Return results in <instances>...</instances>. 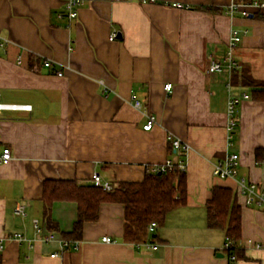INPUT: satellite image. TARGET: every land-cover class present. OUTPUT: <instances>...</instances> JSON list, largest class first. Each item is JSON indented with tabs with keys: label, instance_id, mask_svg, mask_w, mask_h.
Here are the masks:
<instances>
[{
	"label": "crops",
	"instance_id": "crops-1",
	"mask_svg": "<svg viewBox=\"0 0 264 264\" xmlns=\"http://www.w3.org/2000/svg\"><path fill=\"white\" fill-rule=\"evenodd\" d=\"M253 1L87 0L71 21L64 0H0V104L32 108L0 110V157L12 151V160L0 163L2 264H233L225 232L207 223L214 187L230 189L241 207L234 264H264V209L248 206L238 188L244 178L264 191V160L256 158L264 150V13L250 8L246 16L243 8ZM231 5L238 7L233 15ZM233 29L247 31L234 51L240 66L208 74L212 58L225 57ZM230 96L242 100L233 134ZM148 116L156 119L152 130H144ZM169 136L190 146L186 157ZM232 154L240 158L237 176H214ZM167 160L186 162L187 201L158 225L155 241L125 242V210L116 202L100 205L80 240L64 237L74 230L76 202L53 203L54 223H46V181L93 185L96 173L118 188L142 182L149 167ZM20 204L25 216L16 212ZM62 240L72 247L61 250Z\"/></svg>",
	"mask_w": 264,
	"mask_h": 264
},
{
	"label": "trees",
	"instance_id": "trees-1",
	"mask_svg": "<svg viewBox=\"0 0 264 264\" xmlns=\"http://www.w3.org/2000/svg\"><path fill=\"white\" fill-rule=\"evenodd\" d=\"M207 9V8H204ZM260 17H263L260 15ZM245 85L255 87L250 78L243 79ZM264 92V91H263ZM256 91L254 98L260 99ZM258 161L264 160V150H256ZM43 187L44 216L51 226L53 220L50 209L58 201H72L78 204V215L73 231L64 235L69 240H80L84 225L95 222L100 205L116 202L124 206V235L127 243L139 244L147 240L155 241L156 234L149 235L150 223L163 225L167 214L184 206L187 201V174L177 167L171 172L147 174L142 182H120L118 188L105 191L94 185H79L77 181H46ZM207 223L210 229H221L226 237L236 243L241 237V207L230 189L214 187L206 204ZM233 254L236 261L241 257L236 247L226 252ZM233 264L235 262H232ZM0 264H2L0 256Z\"/></svg>",
	"mask_w": 264,
	"mask_h": 264
},
{
	"label": "built area",
	"instance_id": "built-area-1",
	"mask_svg": "<svg viewBox=\"0 0 264 264\" xmlns=\"http://www.w3.org/2000/svg\"><path fill=\"white\" fill-rule=\"evenodd\" d=\"M65 2V9L68 14L69 20H75L78 17V13L80 8L87 2V0H64ZM238 7L236 5H231L227 13L230 15H233V13L236 11ZM244 8V14L247 16L249 13L248 9H254L256 12L264 13V1H253L251 4L246 5ZM247 34V31H240L238 29H233L231 31L230 40L228 42V51L223 59H213L211 60V63L208 67V74H216V73H231L232 71L236 70L240 63L235 58L234 51L238 44L241 43L244 36ZM118 34L114 33L111 35L110 40H115L117 38ZM1 44V46H3ZM19 63H21V60H18ZM52 65L51 61H46L45 66L50 68ZM58 76H63L62 72L58 73ZM172 84H166L165 90L168 93H171L172 91ZM249 99L248 95H243L242 100ZM240 99H237L235 97L230 96V99L228 101L227 106V116H228V126L227 129L229 133L233 134L235 131V128L237 127L238 121H237V107L239 103L242 101ZM136 108H141V103L139 101L135 102ZM2 109H13V110H27L30 111L32 108L29 105H2L0 104V110ZM156 123V119L154 116H148V122L144 126V130H152V127ZM170 140V143L175 150V152L178 154L179 157H186L188 152L190 151V146L187 143H183L181 140L173 138L172 136L168 137ZM3 154H1L0 157V163L1 164H8L12 160V151L10 148H4L2 151ZM239 155L238 154H232L227 156L223 161L219 162L214 167V176L220 179H229V178H235L237 176V169L239 166ZM178 168L181 171H186V162L184 160H180L177 163H175L173 160H167L163 164L156 165L153 167H149L147 169L148 174H162L166 172H171L175 168ZM93 185L99 188H102L105 191H111L117 187V185H113L108 182H103L99 174H94L92 177ZM238 188L240 194L245 198V202L248 206H257L262 209H264V191L260 190L256 184L248 182L246 179L242 178L238 181ZM16 212L19 215L25 216V205L20 204L16 208ZM34 227L38 232H41V226L38 220H34ZM158 224L156 222L150 223L148 227V233L153 234L155 230L157 229ZM15 240H19L20 242L25 240L24 237L20 234H16L14 236ZM55 239V236L52 233H49L46 237V241L48 243H51ZM103 242L110 243L111 239L109 237L102 238ZM6 240L0 239V253H2L5 250L6 247ZM60 249L66 250L70 249L72 247L71 241L62 240L60 241ZM77 243V242H76ZM75 243V248L78 249L77 244ZM152 250H157V246H151L148 245ZM148 247V248H149ZM235 247V243L226 237L224 242V250L226 252L231 251L232 248ZM255 248L257 250H260L262 248L261 244H256ZM58 256V253H54L51 255L52 258H55ZM227 258L230 262H236V257L233 254H228Z\"/></svg>",
	"mask_w": 264,
	"mask_h": 264
}]
</instances>
